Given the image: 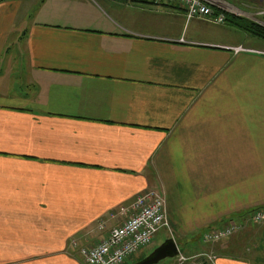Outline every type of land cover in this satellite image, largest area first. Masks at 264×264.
<instances>
[{
  "label": "crops",
  "instance_id": "obj_1",
  "mask_svg": "<svg viewBox=\"0 0 264 264\" xmlns=\"http://www.w3.org/2000/svg\"><path fill=\"white\" fill-rule=\"evenodd\" d=\"M149 190L185 242L264 208V40L178 1L0 0V264H84ZM238 221L216 264H264Z\"/></svg>",
  "mask_w": 264,
  "mask_h": 264
},
{
  "label": "built area",
  "instance_id": "obj_2",
  "mask_svg": "<svg viewBox=\"0 0 264 264\" xmlns=\"http://www.w3.org/2000/svg\"><path fill=\"white\" fill-rule=\"evenodd\" d=\"M157 5L180 2L187 13L188 20L205 19L218 25L225 24V15L215 14L213 8L204 0H148ZM236 53L243 49H234ZM121 217L119 224L113 227L109 236L92 247L80 246L73 241V246L80 250L86 264H126L134 256L148 248L156 240L161 230L171 232L165 209V201L155 191L141 194L130 207L120 208L112 213V219ZM255 224H264V211H257L250 218ZM241 221L231 220L226 226L212 228L205 233L203 242L215 243L230 238L243 228ZM106 224L99 225L100 231L106 230ZM198 258V257H195ZM195 258L179 256L180 264H188ZM212 261L215 257L210 258Z\"/></svg>",
  "mask_w": 264,
  "mask_h": 264
},
{
  "label": "rangeland",
  "instance_id": "obj_3",
  "mask_svg": "<svg viewBox=\"0 0 264 264\" xmlns=\"http://www.w3.org/2000/svg\"><path fill=\"white\" fill-rule=\"evenodd\" d=\"M213 2L214 4L218 5V7H221L224 10V12L231 14L236 18H241L244 20H248L260 24L261 26H264V0H213ZM229 36L232 37L231 34ZM205 231L199 232L198 235L203 234ZM172 234H173L172 230L171 232L167 230H161L154 244L152 243L153 245L144 249V251H142L137 256H134L127 264H136L144 260L168 239H175L179 251L184 252V256L187 257L190 256L189 254L191 253L189 252L195 248V243L191 241L185 242V240H182L180 236L176 234L175 230H174V236H172ZM231 238L233 239L232 236L229 239ZM225 240L220 241L216 244H222L225 242ZM215 248H219V245H215ZM233 253L236 255H241V256L243 255L242 250L233 251ZM246 257L249 258L248 255ZM173 260L174 259H167L159 264H167ZM178 264H180V261H178Z\"/></svg>",
  "mask_w": 264,
  "mask_h": 264
},
{
  "label": "trees",
  "instance_id": "obj_4",
  "mask_svg": "<svg viewBox=\"0 0 264 264\" xmlns=\"http://www.w3.org/2000/svg\"><path fill=\"white\" fill-rule=\"evenodd\" d=\"M213 10H214L216 16L217 15H220V14L221 15H225V24L224 25H226V24L233 25L234 27L239 28L240 30L245 31V32L249 33L250 35H252L254 37H257L259 39L264 40V26H261L260 24H257V23H254V22H251V21H248V20H244V19H241V18H236L233 15L228 14V13L224 12L223 10H220V9H217V8H214ZM157 194L160 197H162L164 199V201H165L164 196H162L158 192H157ZM165 209H166V212H167L166 201H165ZM257 211H264V208H260V209H256V210H251V211H249V212L241 215L242 218L237 219V221L238 220H242L243 221L244 219H248V221H249V219L252 218V216ZM167 217H168V215H167ZM168 221H169V218H168ZM169 223H170V221H169ZM249 223H251V225H257V224H255L252 221H250ZM245 227H246V225H243L242 231L244 230ZM171 230L174 233L172 226H171ZM210 230H213V229H210ZM210 230H206L203 234L196 235L193 240H189V241H191L193 243H194L195 240H198V241H200L202 243L201 246L198 248V251H196L195 248L192 249V251L189 252L191 254H189L190 256H188V257L187 256H184V252L180 251V256H184V257H187V258H195V257H198V258H195L193 261H189L188 264H216V262L220 258H222V257H230V255L228 253L226 254V252L224 250L220 251V249H217V251H216V250L213 249L214 248L213 246L216 245V243H218V242L210 243V242H203L202 241V238L205 236V233L208 232V231H210ZM226 239H229V238H226ZM223 240H225V239H223ZM223 240H221V241H223ZM198 252H200V253H198ZM79 253H80V250H79ZM80 256L82 257L81 253H80ZM212 257H215V259L213 261L210 259ZM82 259H83V263L86 264L83 257H82ZM173 259H174L173 261H171V262H169L167 264H178V257L173 258ZM247 262H249V261H247Z\"/></svg>",
  "mask_w": 264,
  "mask_h": 264
},
{
  "label": "water",
  "instance_id": "obj_5",
  "mask_svg": "<svg viewBox=\"0 0 264 264\" xmlns=\"http://www.w3.org/2000/svg\"><path fill=\"white\" fill-rule=\"evenodd\" d=\"M179 254L180 251L175 240L168 239L152 254L136 264H159L164 260L176 258Z\"/></svg>",
  "mask_w": 264,
  "mask_h": 264
}]
</instances>
